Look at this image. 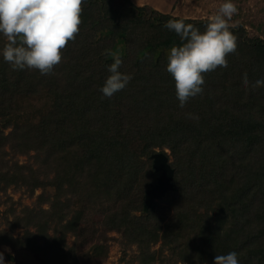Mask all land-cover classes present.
<instances>
[{"label":"trees","instance_id":"16d2710c","mask_svg":"<svg viewBox=\"0 0 264 264\" xmlns=\"http://www.w3.org/2000/svg\"><path fill=\"white\" fill-rule=\"evenodd\" d=\"M82 8L78 34L47 75L5 62L0 33V189H42L25 218L36 230L26 228L20 243L45 264L71 263L65 232L95 240L116 229L144 247L141 261L160 241L189 264L232 251L239 264H264V86L251 87L264 78V37L230 27L238 46L228 67L204 73L203 93L180 107L167 63L184 41L164 25L183 20L204 32L210 19L133 0H84ZM114 55L132 79L107 98L100 89ZM157 150L171 157L174 187L144 212ZM51 222L58 237L46 231Z\"/></svg>","mask_w":264,"mask_h":264},{"label":"clouds","instance_id":"9594fccd","mask_svg":"<svg viewBox=\"0 0 264 264\" xmlns=\"http://www.w3.org/2000/svg\"><path fill=\"white\" fill-rule=\"evenodd\" d=\"M83 3L84 0H0V33L7 39L2 51L4 61L14 70L38 69L42 75L50 74L61 62V50L79 32ZM237 11L233 0H224L204 32L183 20L170 19L165 23L184 41L170 49L167 63L180 107L203 93L204 73L228 67L227 56L238 46L236 35L229 30L236 26L230 25L229 20ZM122 63L119 55L113 56L107 69L110 75L100 89L103 97L111 98L132 79L120 71ZM243 82L247 88V73ZM260 86H264V78L251 85L253 89ZM0 264H5L3 252ZM214 264H239L238 254L232 251L216 255Z\"/></svg>","mask_w":264,"mask_h":264},{"label":"rangeland","instance_id":"374dc122","mask_svg":"<svg viewBox=\"0 0 264 264\" xmlns=\"http://www.w3.org/2000/svg\"><path fill=\"white\" fill-rule=\"evenodd\" d=\"M133 1L138 4L149 3L154 8L169 12L173 16L196 19H210L218 11L220 4L224 2V0ZM233 3L236 4L238 11L229 20V24H241L245 27L248 35L264 37V0H233ZM36 100L40 102L38 106L44 103L42 98ZM36 111L38 112V110ZM32 113L33 111H28L26 115L31 116ZM16 115L17 113L14 117ZM18 119L22 120L23 118L19 117ZM165 150L169 152L167 148ZM10 155L8 154L7 157ZM15 155L19 162L29 160L27 154L16 153ZM168 158L171 161V157L168 156ZM41 190L40 187H37L30 191L23 184H9L5 189H0V236L6 240L5 242L0 241V252L4 254L5 264L7 262H11V264H45V259L43 260L37 251L20 243L25 238L26 228L36 230L35 225L27 227L24 225H26L25 218L28 210L38 207L37 196ZM39 205L47 207L48 201L45 200ZM142 212L138 211V213ZM31 218L36 220L38 217L34 215ZM98 218L97 216L96 219ZM54 223L51 222L46 231L50 236L58 237L60 233L54 231ZM96 227L100 228L98 223H96ZM105 236V239L92 240L89 237L77 238L71 231L65 232L67 246L75 244L76 257L74 262L67 263L61 260L57 264H189L177 254L171 253L167 246H162L160 241L151 244L149 253L145 254L141 261L144 247H139L136 243L125 242L122 233L116 229H106ZM37 243H42V239H38ZM100 243L102 247L98 245ZM144 252L146 253L147 250L145 249ZM192 264H198V262Z\"/></svg>","mask_w":264,"mask_h":264},{"label":"water","instance_id":"95a60500","mask_svg":"<svg viewBox=\"0 0 264 264\" xmlns=\"http://www.w3.org/2000/svg\"><path fill=\"white\" fill-rule=\"evenodd\" d=\"M152 166L159 174L156 181L150 185L145 191V199L143 204V211L147 212L155 205V199L162 196L167 190L174 187L172 182L173 167L170 165V160L167 154L163 151L157 150L151 154Z\"/></svg>","mask_w":264,"mask_h":264}]
</instances>
